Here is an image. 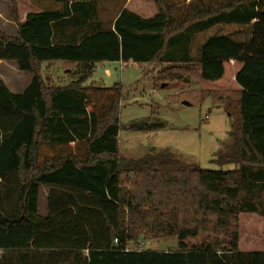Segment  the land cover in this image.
Instances as JSON below:
<instances>
[{"label":"trees","instance_id":"trees-1","mask_svg":"<svg viewBox=\"0 0 264 264\" xmlns=\"http://www.w3.org/2000/svg\"><path fill=\"white\" fill-rule=\"evenodd\" d=\"M9 1L17 32L0 30V59L31 78L20 93L0 80V264H264V250L240 246L242 217L264 221V0H150L154 14L124 8L109 29L90 22L95 0H29L38 10L23 21ZM119 60L165 65L156 81L181 90L238 62V88L181 91L235 105L229 142L211 160L234 167L204 169L168 150L120 157L122 85H83L95 63ZM48 62L78 75L52 85L41 75ZM163 126L139 119L126 128ZM165 238L175 249L140 246Z\"/></svg>","mask_w":264,"mask_h":264},{"label":"rangeland","instance_id":"rangeland-1","mask_svg":"<svg viewBox=\"0 0 264 264\" xmlns=\"http://www.w3.org/2000/svg\"><path fill=\"white\" fill-rule=\"evenodd\" d=\"M17 15L20 20V11L25 7L26 0H15ZM11 5L9 0H0V29L5 34L14 31L15 23L10 16ZM189 30V29H188ZM187 32V31H184ZM184 34V33H183ZM44 64V63H43ZM98 65L93 71L90 82L96 80L97 85L111 87L120 83L123 95L119 107L120 130L118 132V153L120 157L137 159L149 154H157L168 150L183 163L197 164L208 170L232 169L233 164L218 165L211 160L216 158L218 152L229 142V130L234 121L236 107L231 104L212 105L210 99L199 104L192 102L181 91L191 88H204L212 90L232 89L229 71L219 81L195 82L190 81L186 90L162 87L161 81H156V74L165 67L158 63ZM121 66V68H120ZM114 67H116L114 69ZM63 74L61 68L58 76L54 78V68L50 65L42 67L48 72L52 85H62L73 78L72 69ZM106 69L110 74L106 73ZM10 65L0 66V73L13 77ZM41 70V73H43ZM53 72V80L50 73ZM45 77V76H44ZM12 78V79H13ZM16 80V79H15ZM46 80V78H45ZM70 82V81H69ZM68 82V83H69ZM186 100L190 105L182 102ZM147 119L155 122L162 121L164 126L148 132L130 131L126 126L133 120ZM39 201V213L44 215L43 191ZM256 201H264V193ZM240 246L244 250H264V221L261 218L242 217L240 224ZM200 238L187 239L188 245L198 243ZM175 238L150 239L141 243V247L165 251L175 249ZM134 247V246H133Z\"/></svg>","mask_w":264,"mask_h":264},{"label":"crops","instance_id":"crops-1","mask_svg":"<svg viewBox=\"0 0 264 264\" xmlns=\"http://www.w3.org/2000/svg\"><path fill=\"white\" fill-rule=\"evenodd\" d=\"M27 3L24 4L25 7L20 11V21H23L26 17V15L29 12H36L38 9L34 8L31 4L29 0H26ZM127 8L135 13H137L138 15H141L143 17H147L150 16L152 14H154L155 10L154 7L151 3L150 0H95V4H94V16L90 22H92L93 24H96L99 26V28L102 29H109V28H113V24L115 19L118 17V15L120 14V12L122 11V9ZM82 19V18H81ZM14 31L9 33V36H15L16 32H17V25L14 24ZM2 31V29H0ZM191 31V30H190ZM189 33H185L184 36L182 35V47L181 48H174L173 49V53L175 54L174 56L177 57V55H179L178 53H181L183 55V53H185V47L184 46V42L185 40H187ZM180 39V40H181ZM128 64V63H123L120 60L119 61H102V62H98L95 63L91 75L83 82V85L85 86H101V85H97L96 84V80H93L90 82V79L92 78L93 75V71L97 68L98 65H102L103 67H106L105 65H111V64ZM146 64V63H143ZM141 64V65H143ZM3 65H10L11 68L13 69L12 74L14 76L13 77H7L5 74L0 73V80L5 84V86L13 93H20L22 92L25 87L29 84L30 78H31V74L27 71H21L17 68L15 62L13 61H7V60H2L0 59V66ZM50 65L51 67L54 68V78L58 76V71L61 68V72L63 74H67L68 72H70V69L65 68L62 69L63 65L61 62H48V63H44L41 66V70L42 67ZM241 65L238 62H232V63H228L225 65V74L227 71H229L230 73V77H231V81H232V88H238L236 82H235V74L236 72L240 69ZM116 67H114L115 69ZM121 68V66H120ZM42 70L43 73H41V75L47 76L48 72L46 70ZM72 73L73 74V78L66 81L64 84H67L69 81H72L73 79H75L78 75L77 72V68L73 65V69H72ZM107 74H110L109 70L106 69L105 70ZM50 73V72H49ZM224 74V76H225ZM50 77L53 80V72L50 73ZM13 78V79H12ZM224 78V77H223ZM16 79V80H15ZM221 80V79H220ZM219 81V80H218ZM62 84V85H64ZM103 87V86H101ZM43 191V199H44V209H43V213L45 215L46 213V196H47V192L46 190H44L43 188L40 189L39 192V201L41 199V192ZM38 212H39V208H38ZM40 214V213H39ZM42 215V214H40Z\"/></svg>","mask_w":264,"mask_h":264},{"label":"water","instance_id":"water-1","mask_svg":"<svg viewBox=\"0 0 264 264\" xmlns=\"http://www.w3.org/2000/svg\"><path fill=\"white\" fill-rule=\"evenodd\" d=\"M164 85L165 84H162L161 86L163 87ZM182 103L185 104V105H190V103L188 101H186V100H184Z\"/></svg>","mask_w":264,"mask_h":264}]
</instances>
